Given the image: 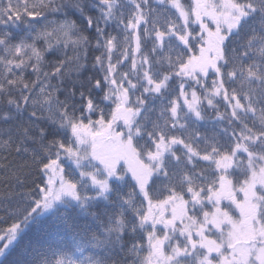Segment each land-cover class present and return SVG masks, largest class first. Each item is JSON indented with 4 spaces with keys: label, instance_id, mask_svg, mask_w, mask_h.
<instances>
[{
    "label": "snow or ice",
    "instance_id": "6c2138e0",
    "mask_svg": "<svg viewBox=\"0 0 264 264\" xmlns=\"http://www.w3.org/2000/svg\"><path fill=\"white\" fill-rule=\"evenodd\" d=\"M0 264H264V0H0Z\"/></svg>",
    "mask_w": 264,
    "mask_h": 264
},
{
    "label": "trees",
    "instance_id": "16d2710c",
    "mask_svg": "<svg viewBox=\"0 0 264 264\" xmlns=\"http://www.w3.org/2000/svg\"><path fill=\"white\" fill-rule=\"evenodd\" d=\"M64 226L59 225L53 214L37 216L30 224L27 239H33L41 244L47 243L53 235H63Z\"/></svg>",
    "mask_w": 264,
    "mask_h": 264
},
{
    "label": "rangeland",
    "instance_id": "374dc122",
    "mask_svg": "<svg viewBox=\"0 0 264 264\" xmlns=\"http://www.w3.org/2000/svg\"><path fill=\"white\" fill-rule=\"evenodd\" d=\"M47 214H51V213H45V214H43V215H47ZM43 215H39V216H43Z\"/></svg>",
    "mask_w": 264,
    "mask_h": 264
}]
</instances>
